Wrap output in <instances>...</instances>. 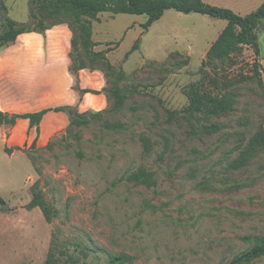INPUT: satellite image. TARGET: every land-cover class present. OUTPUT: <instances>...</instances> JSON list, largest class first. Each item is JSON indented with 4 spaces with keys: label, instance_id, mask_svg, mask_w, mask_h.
<instances>
[{
    "label": "rangeland",
    "instance_id": "rangeland-1",
    "mask_svg": "<svg viewBox=\"0 0 264 264\" xmlns=\"http://www.w3.org/2000/svg\"><path fill=\"white\" fill-rule=\"evenodd\" d=\"M263 1L205 0L240 15ZM28 4L0 0V20L4 7L11 19L31 22ZM146 19L103 12L91 20L93 50L104 52L113 69L84 68L99 80L83 89L106 97L100 109L74 106L89 123L68 120L44 145L21 149L5 140L11 124L0 127V264H45L52 249L67 264H105L113 255L130 256L124 264H230L252 245L241 237L264 231V150L244 168L228 167L238 144L264 127V26L254 31L258 52L243 47L213 69L203 62L225 20L168 9L145 30ZM57 25L64 27L48 34L70 40L67 23ZM137 39L138 49L125 57ZM77 54L69 45L71 89L84 95L82 69L70 70ZM191 83L212 95L233 93L232 113L187 114L184 89ZM114 86L125 95L117 113L109 111ZM207 124L220 129L204 133ZM140 168L150 173L151 187L126 179ZM37 192L51 208L50 221L26 206ZM243 264H264V257Z\"/></svg>",
    "mask_w": 264,
    "mask_h": 264
},
{
    "label": "trees",
    "instance_id": "trees-1",
    "mask_svg": "<svg viewBox=\"0 0 264 264\" xmlns=\"http://www.w3.org/2000/svg\"><path fill=\"white\" fill-rule=\"evenodd\" d=\"M28 8L32 19L28 23L11 19L6 15L5 8H1L4 16L0 20V50L13 44L20 34L30 32L44 34L51 27L65 22L72 32L71 51L72 53L78 52V64L70 66V70L74 74L80 69L97 68L98 65L105 67L108 71L113 69V65L107 60L104 52L93 50L95 42L92 41L91 20L95 19L99 13L146 15L147 19L142 24L145 30L159 20L168 9L182 13L194 12L225 20L226 25L209 46L203 62V66H210L213 69H217L220 64L230 60L243 47L249 46L258 52L257 37L254 36V31L261 30L264 26V1L254 11L245 15H240L230 8L211 5L205 0H29ZM138 47L139 39L126 52L125 57ZM82 56L89 65L83 62ZM72 61L75 63L76 60L72 58ZM175 65L179 67L182 62H177ZM123 78V69L120 67L116 79L120 82ZM82 91L84 93L90 92L87 89ZM123 92L124 88L119 86H114L108 90L109 96L113 99L110 112L121 111L125 100ZM184 93L188 99L185 112L189 115L201 113L210 116H222L231 114L234 109L235 98L231 92L221 96L212 95L202 91L199 83H191L184 89ZM48 111L64 113L70 126L85 125L89 123L90 119L87 112H78L74 106L64 104L25 113L0 111V127L8 122L13 126L17 119H28L29 126H35L39 132L40 121ZM101 114V111L91 112L90 116L99 117ZM170 115L172 116L173 112H170ZM219 129L218 124H207L203 128V132L213 134ZM17 149L21 148L17 147ZM236 149L238 155L228 164L231 170L246 167L260 150H264V127H258L246 141L240 142ZM149 177L150 173L145 168H140L129 173L126 179L149 188L152 185ZM26 206L28 209L39 207L45 219L50 221L51 208L46 205L40 193H33ZM241 239L251 242L252 245L235 254L230 264L249 263L264 257V231L255 236H243ZM58 259V254L52 249L45 260V264H67V262L58 263ZM128 259H130L128 255H113L105 264H124Z\"/></svg>",
    "mask_w": 264,
    "mask_h": 264
},
{
    "label": "crops",
    "instance_id": "crops-1",
    "mask_svg": "<svg viewBox=\"0 0 264 264\" xmlns=\"http://www.w3.org/2000/svg\"><path fill=\"white\" fill-rule=\"evenodd\" d=\"M45 31L23 33L9 46L0 50V111L8 113L34 112L59 105H73L79 111L106 105L103 94L85 93L71 89L73 77L69 74V34H48L64 27L54 26ZM66 43V44H65ZM6 51V52H5ZM96 72L80 71L81 89L89 81L98 82ZM97 79V80H96ZM90 99V102H88ZM68 121L62 112L48 111L39 124L30 127L28 119H17L11 134L5 136L9 146L44 145L50 135Z\"/></svg>",
    "mask_w": 264,
    "mask_h": 264
}]
</instances>
